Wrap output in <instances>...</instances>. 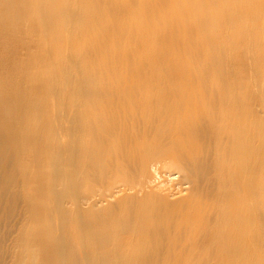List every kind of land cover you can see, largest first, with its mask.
Here are the masks:
<instances>
[{"label": "bare ground", "instance_id": "obj_1", "mask_svg": "<svg viewBox=\"0 0 264 264\" xmlns=\"http://www.w3.org/2000/svg\"><path fill=\"white\" fill-rule=\"evenodd\" d=\"M0 264H264V0H0Z\"/></svg>", "mask_w": 264, "mask_h": 264}, {"label": "rangeland", "instance_id": "obj_2", "mask_svg": "<svg viewBox=\"0 0 264 264\" xmlns=\"http://www.w3.org/2000/svg\"><path fill=\"white\" fill-rule=\"evenodd\" d=\"M162 75L166 76V78H168V77H170V76H171V75H169V74H166V73H162ZM178 78H179V79L177 80V82H178V83H180V81H181V79H180V78H181V77H178ZM165 179H166V180H168V179H167V177H165ZM171 179H174V177H173V178H171ZM183 194H185V195H186V190L184 191V193L182 192V193H181V195H178V196H176L175 198H177V199H178V197H179V198L181 199L182 197H184V196H185V195H183ZM109 201H110V202L112 201V203H114V202H116V198H110V199H109ZM106 203H107V202H103V203H100L99 205H100V206H104V204H105V205H107V204H108V203H107V204H106Z\"/></svg>", "mask_w": 264, "mask_h": 264}]
</instances>
